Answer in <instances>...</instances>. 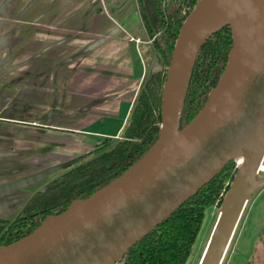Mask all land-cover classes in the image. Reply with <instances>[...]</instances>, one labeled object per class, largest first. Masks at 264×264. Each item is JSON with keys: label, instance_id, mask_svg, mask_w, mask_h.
Here are the masks:
<instances>
[{"label": "water", "instance_id": "1", "mask_svg": "<svg viewBox=\"0 0 264 264\" xmlns=\"http://www.w3.org/2000/svg\"><path fill=\"white\" fill-rule=\"evenodd\" d=\"M12 1L3 3L4 14ZM202 1L186 21L174 50L162 96V130L152 150L109 185L45 219L29 236L0 247V264L119 263L230 162L242 159L199 264L222 263L264 162V0H252L238 38L231 23H221L226 0H219L209 24L193 40L187 38V30L192 29ZM225 26H231L234 35L226 70L203 110L180 131L179 112L197 56ZM117 32L98 39L86 51ZM184 65L190 66V73L176 106Z\"/></svg>", "mask_w": 264, "mask_h": 264}, {"label": "crops", "instance_id": "2", "mask_svg": "<svg viewBox=\"0 0 264 264\" xmlns=\"http://www.w3.org/2000/svg\"><path fill=\"white\" fill-rule=\"evenodd\" d=\"M5 1L0 0V105L4 112L13 114L18 107L34 104L46 120L33 121L43 125L36 126L41 132L84 135L89 140L121 136L148 69L139 52L136 39L140 37L126 23L137 0H14L4 14ZM139 18L144 30L140 11ZM115 29L119 32L107 42L86 51ZM92 148L67 139L59 152L49 150L48 165L39 162L42 154L37 155L39 173L57 171L60 164ZM263 200L264 176L254 183L248 201L249 212L253 204L262 206L256 214L263 218L259 238L264 202H258Z\"/></svg>", "mask_w": 264, "mask_h": 264}, {"label": "trees", "instance_id": "3", "mask_svg": "<svg viewBox=\"0 0 264 264\" xmlns=\"http://www.w3.org/2000/svg\"><path fill=\"white\" fill-rule=\"evenodd\" d=\"M201 0H137L144 32L153 40L156 66L146 72L123 140L98 146L95 152L73 161L72 171L62 175L61 196L43 205L33 202L31 228L3 243L9 246L32 234L48 216L64 213L78 199H87L109 185L152 150L159 139L162 124V96L182 29ZM234 46L231 26H225L203 46L195 61L184 103L179 112L178 130H183L205 107L226 70ZM156 60V61H157ZM113 140V139H112ZM109 141V140H108ZM237 162H230L208 185L181 209L134 246L122 259L123 264H188L202 229L206 211L215 203ZM83 179V181H79ZM235 179V178H234ZM0 224H4L0 221ZM1 229V228H0ZM264 235V228H263Z\"/></svg>", "mask_w": 264, "mask_h": 264}, {"label": "rangeland", "instance_id": "4", "mask_svg": "<svg viewBox=\"0 0 264 264\" xmlns=\"http://www.w3.org/2000/svg\"><path fill=\"white\" fill-rule=\"evenodd\" d=\"M139 11V6L135 5L127 14L126 23L129 25L128 29L133 32V34L136 33L137 36L139 35L140 37L136 40H140L139 52L146 62L148 71L149 69H152L153 66H156V63L158 62L156 59L157 53H155L153 40H150V37L144 33L143 28L139 27ZM139 29L141 30L139 31ZM52 102H54V100ZM16 109L17 111L13 112V115L10 117L26 120L27 122L46 121L44 116H42V113L37 114V112L41 111L37 105L25 104L23 107H18ZM73 136L74 135L71 134L64 136L63 133H59L58 131L47 132L44 130L41 132L34 125L16 126L7 123H0V156H2L1 153H3V150L6 148L14 149V151H8V155L0 157V184L1 182H6L3 184L8 188L0 192V208H2V212H8L9 217H14L16 213L19 212L20 208L23 207L24 203L30 198V195L41 189L49 179L60 174V171H53L46 175L45 173H39L41 170L39 169L40 166L37 165V155L42 154L43 157L39 158V162L42 165H48L50 163L48 162L50 161V156L46 155L50 153L49 150L51 152H59L58 148L63 147L65 140L67 139H69V143L71 140H75V142L78 141V143L82 142L85 146L88 144L93 147L92 149H94L97 144H99L98 146L101 145L102 147H108L113 144L111 141L115 140L106 138H92L89 140V138L84 135ZM124 138L125 136L123 133L116 138V140L119 141ZM236 162L237 170L239 172L241 165L239 161ZM233 172L231 178V180H233L227 182L218 199L206 211L204 219L205 223L202 225V229L193 247L188 264L200 263L204 250L211 239L214 227L218 224L217 222L220 214L222 213V210L225 209V204L238 175V172L236 175L235 171ZM262 176H264V172H259L255 183ZM250 199H252V196ZM263 202L264 200L258 203ZM259 206L261 205L259 204L255 206V204H253L249 212V203L247 202L221 264H264V236L262 235L261 238H259V235H261L259 234L261 231L260 223L263 218L261 213L260 215H256Z\"/></svg>", "mask_w": 264, "mask_h": 264}, {"label": "flooded vegetation", "instance_id": "5", "mask_svg": "<svg viewBox=\"0 0 264 264\" xmlns=\"http://www.w3.org/2000/svg\"><path fill=\"white\" fill-rule=\"evenodd\" d=\"M11 115H13V114H11V112H9V111L4 112V109H2V106L0 105V123H7V124L16 125V126H18V125H34V126L42 127V126L38 125L37 122H33V121L27 122L26 120H21L19 118L10 117ZM44 127L48 128L49 126H44ZM103 138L116 140V138H109V137H103ZM98 145L99 144H97L94 149L88 151V153L86 152V153H84V154H82L76 158L70 159V160L60 164L57 168V171H60V174L55 176L52 179H49L48 182L45 183L41 189H39L37 192L30 195V198L27 200L26 203H24L23 207L20 208L19 212L16 213V215L14 217H9V213L8 212H2L1 211L2 208H0V221L4 223L2 225L0 224V228H1L0 229V247H5V246H1V245L3 243H6L9 240L13 239L14 237H17L22 232H27L30 230V228H31V214L29 216H26L25 211L28 208H31V204H33V202H36V200L38 202H41L43 205H47V204L51 203L54 199L56 200L57 198H59L62 194L61 185L64 182L62 179V175L64 173H66L67 171H70V170L72 171V168L74 167V166H69V165L73 161L79 160V159L83 158L84 156H86V155L88 156V154L95 152V150H97V148H98ZM10 150L14 151V149H12V148H6L5 150H3L4 152L1 153L2 156H0V157H3L4 155H8V151H10ZM32 158H34V157H32ZM9 166H12V165H9ZM3 168H7V167H3ZM9 168H12V167H9ZM3 171H6V170H3ZM11 171H15V170H11ZM16 171H19V170H16ZM79 181L81 182V181H83V179H80ZM3 183H6V182H3ZM3 183L1 182V184H0V192L8 189L7 186ZM78 200H80V199H78ZM50 216H57V215H50ZM50 216H48V218ZM120 264H123V263L120 262Z\"/></svg>", "mask_w": 264, "mask_h": 264}, {"label": "bare ground", "instance_id": "6", "mask_svg": "<svg viewBox=\"0 0 264 264\" xmlns=\"http://www.w3.org/2000/svg\"><path fill=\"white\" fill-rule=\"evenodd\" d=\"M218 4H219V0H203L202 1V3L200 4V7L198 8L196 15L193 17L192 29L187 30V38H191L194 40L196 35L209 24L210 16L213 14ZM251 4H252V0H226L221 5L222 11L224 12L221 23L222 24L231 23L233 25L235 35L237 38L240 36L243 26L245 25V21H246L249 9L251 7ZM189 73H190V66L184 65L183 66V79H182V82L179 83L180 85H178L176 92H175V99H176L175 105L176 106L180 104L183 98L185 86L189 78ZM239 162H240V165H242L243 163L242 159L239 160Z\"/></svg>", "mask_w": 264, "mask_h": 264}, {"label": "built area", "instance_id": "7", "mask_svg": "<svg viewBox=\"0 0 264 264\" xmlns=\"http://www.w3.org/2000/svg\"><path fill=\"white\" fill-rule=\"evenodd\" d=\"M137 42L139 43V41H138V40H137ZM259 172H264V162L262 163V165H261V168H260ZM116 264H120V262H119V263H116Z\"/></svg>", "mask_w": 264, "mask_h": 264}]
</instances>
